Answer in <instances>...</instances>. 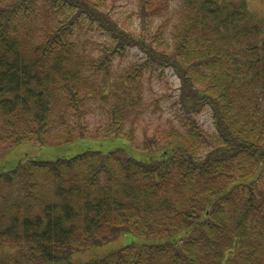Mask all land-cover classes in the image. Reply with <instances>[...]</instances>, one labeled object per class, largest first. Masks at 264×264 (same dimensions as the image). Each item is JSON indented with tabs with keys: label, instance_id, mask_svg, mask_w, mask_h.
I'll return each instance as SVG.
<instances>
[{
	"label": "trees",
	"instance_id": "1",
	"mask_svg": "<svg viewBox=\"0 0 264 264\" xmlns=\"http://www.w3.org/2000/svg\"><path fill=\"white\" fill-rule=\"evenodd\" d=\"M100 1L0 0V147L76 142L98 97L110 103L104 137L133 143L134 123L123 130L143 97L129 77L110 82L126 47L178 77L180 131L136 145L144 160L87 151L0 173V250L17 255L0 264H74L124 232L164 243L84 264H264V31L248 0H181L169 39L127 34ZM169 1L138 9L157 15ZM94 23L110 43L89 58L79 31Z\"/></svg>",
	"mask_w": 264,
	"mask_h": 264
},
{
	"label": "rangeland",
	"instance_id": "2",
	"mask_svg": "<svg viewBox=\"0 0 264 264\" xmlns=\"http://www.w3.org/2000/svg\"><path fill=\"white\" fill-rule=\"evenodd\" d=\"M181 0H170L167 12L154 15L148 13V9L140 11L138 9L139 0H101L99 10H107L109 15L128 33H157L159 31L165 39H169L171 31L175 25V13L179 8ZM249 15L253 22L258 24L264 31V0H248L247 5ZM144 10L146 12H144ZM167 22V23H165ZM165 23V26H164ZM96 23L93 26H84L79 31V43L83 44V50L89 58L99 56L105 45L109 44L108 34L97 29ZM135 47H126L123 53L110 60V82H120L122 77H129L133 88L138 89L143 100L139 103L136 114L137 120L130 118L124 126V130L129 129L134 123L135 139L132 143L123 137L105 138L103 135L106 129L107 113L109 105L100 102V98H95L89 102V110L81 119V138L71 144L59 146H42L36 143H23L11 148L0 147V173L13 170L17 165L25 160L54 162L58 159H71L76 155L87 151H98L107 154L117 149H123L135 160L146 159L147 154L136 148L143 147L150 137L158 133H165L170 128H177L180 131L181 119L178 102L180 99V82L178 77L171 70L154 71L152 63L147 59L145 53ZM87 56V55H86ZM87 57V58H88ZM95 57V58H96ZM146 63V64H145ZM95 74L90 70L87 75ZM132 74H135L133 79ZM161 78H158L159 76ZM101 75H98L100 77ZM95 80L99 86L100 80ZM120 92V91H119ZM199 124L208 129L210 123L207 112H202L197 116ZM154 153V152H153ZM157 152L155 151L156 155ZM164 243L162 238H142L130 233H121L115 239L83 251L73 253L68 257L74 264H84L92 260L103 259L107 255L119 251L131 244L155 245ZM15 250H0V259L9 261V257H16Z\"/></svg>",
	"mask_w": 264,
	"mask_h": 264
}]
</instances>
